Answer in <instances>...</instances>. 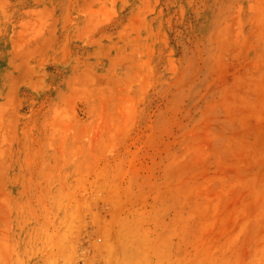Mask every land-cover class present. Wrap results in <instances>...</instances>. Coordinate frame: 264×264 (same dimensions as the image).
<instances>
[{
  "label": "rangeland",
  "instance_id": "rangeland-1",
  "mask_svg": "<svg viewBox=\"0 0 264 264\" xmlns=\"http://www.w3.org/2000/svg\"><path fill=\"white\" fill-rule=\"evenodd\" d=\"M0 264H264V0H0Z\"/></svg>",
  "mask_w": 264,
  "mask_h": 264
}]
</instances>
